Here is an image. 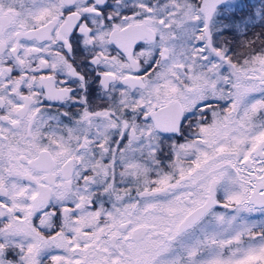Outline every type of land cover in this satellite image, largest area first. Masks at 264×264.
I'll list each match as a JSON object with an SVG mask.
<instances>
[{
	"label": "snow or ice",
	"instance_id": "obj_1",
	"mask_svg": "<svg viewBox=\"0 0 264 264\" xmlns=\"http://www.w3.org/2000/svg\"><path fill=\"white\" fill-rule=\"evenodd\" d=\"M0 264H264V0H0Z\"/></svg>",
	"mask_w": 264,
	"mask_h": 264
}]
</instances>
